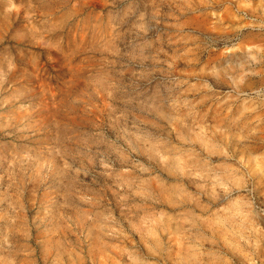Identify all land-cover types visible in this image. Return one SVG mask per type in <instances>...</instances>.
<instances>
[{"label": "rangeland", "instance_id": "1", "mask_svg": "<svg viewBox=\"0 0 264 264\" xmlns=\"http://www.w3.org/2000/svg\"><path fill=\"white\" fill-rule=\"evenodd\" d=\"M0 264H264V0H0Z\"/></svg>", "mask_w": 264, "mask_h": 264}]
</instances>
